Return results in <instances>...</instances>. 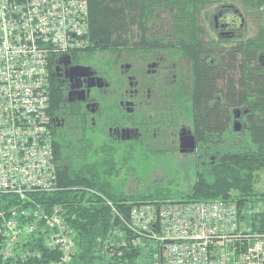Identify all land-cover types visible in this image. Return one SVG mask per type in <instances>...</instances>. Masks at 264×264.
<instances>
[{
	"label": "trees",
	"instance_id": "trees-1",
	"mask_svg": "<svg viewBox=\"0 0 264 264\" xmlns=\"http://www.w3.org/2000/svg\"><path fill=\"white\" fill-rule=\"evenodd\" d=\"M231 1L88 0V39L100 43L107 36L121 37L127 34L124 11L130 8L133 18L140 12L137 19L141 21L143 34L170 32L182 36L184 38L178 43L184 45L181 50L188 51L186 43L202 44L198 39L203 31L200 22L208 6L218 2L215 8L220 5L233 6ZM238 1L242 6L241 11L257 19V32L253 37L239 33L233 41H226L228 45H223L221 50V65L205 67L203 72H193V100L207 99L218 92L222 107L221 113L215 109L207 112L206 128L197 132L200 155L186 169L190 175L188 183L181 181L180 171L176 167H168L171 160L162 162L160 155L140 151L136 145L128 146L123 153L114 145L66 149L53 134L57 188L50 192H35L33 196L35 202L46 210L54 206L64 210V219L73 229L76 243V252L69 264H137L143 255L141 248L127 249L116 235L111 234L114 225L122 232L124 228L105 200L123 213L135 201H173L170 198H182L176 201L233 200L246 226L253 231L264 230V208H255L258 201H264V195L255 189L258 173L264 171V0ZM237 11L239 24H243V15L240 10ZM146 27L153 30L147 32ZM188 36L192 38L189 41L186 39ZM88 50L89 47L80 49ZM195 50L198 51L199 46ZM200 50H205V47ZM77 52L73 50L68 54ZM58 101V89L50 78L51 114L56 112ZM232 108L239 109L241 113V128L237 132L231 126ZM190 114L187 106L182 105V115ZM195 119L199 122L201 116L197 115ZM219 123L220 136L216 135L215 130ZM210 124L212 135H208ZM208 145L212 151L219 152L212 163L206 160L209 152L204 153ZM151 164H163L167 171H174L176 176H167L163 182L146 180L141 189L127 193L122 171L134 170L139 177V170L149 171ZM233 190L238 191L237 196H232ZM5 199L7 202L2 203ZM15 201V198L0 195V207L3 209L17 203ZM40 238L41 233L36 232L27 240V245L39 251V258L14 261L0 253V264H48L59 253L41 245ZM1 243L0 236V249Z\"/></svg>",
	"mask_w": 264,
	"mask_h": 264
},
{
	"label": "built area",
	"instance_id": "built-area-1",
	"mask_svg": "<svg viewBox=\"0 0 264 264\" xmlns=\"http://www.w3.org/2000/svg\"><path fill=\"white\" fill-rule=\"evenodd\" d=\"M88 12V0H0V195L17 202L0 207L7 259L39 258L27 245L36 232L59 253L48 264L76 252L62 207L46 210L33 194L57 188L50 71L89 43ZM105 202L124 228L111 234L142 249L137 264H264V230L247 228L233 200L135 201L125 213Z\"/></svg>",
	"mask_w": 264,
	"mask_h": 264
},
{
	"label": "flooded vegetation",
	"instance_id": "flooded-vegetation-1",
	"mask_svg": "<svg viewBox=\"0 0 264 264\" xmlns=\"http://www.w3.org/2000/svg\"><path fill=\"white\" fill-rule=\"evenodd\" d=\"M205 13L198 36L202 44L186 43L188 51L181 50L184 45L178 43L182 36L143 34L137 19L140 12L133 18L131 9L125 8L127 34L107 36L100 43L89 41L84 47H89L87 52L78 49L74 55L56 58L50 78L58 89L59 101L51 123L61 145L66 149L114 145L122 153L136 145L140 151L160 155L162 162L174 156L190 157L191 163L195 162L201 148L197 132L206 128L207 112L215 109L221 113L222 100L218 92L193 100V72L221 65L222 46L239 34L236 20H240L237 9L230 5L218 6L209 21ZM152 30L146 27L147 32ZM182 105L187 106L190 116L182 117ZM235 109H231L232 128L241 118V113L235 116ZM197 115L201 116L199 122ZM209 128L208 135H212L211 124ZM215 130L220 136V123ZM191 139L194 148L190 151L187 144ZM205 147L207 162H214L218 150Z\"/></svg>",
	"mask_w": 264,
	"mask_h": 264
},
{
	"label": "rangeland",
	"instance_id": "rangeland-1",
	"mask_svg": "<svg viewBox=\"0 0 264 264\" xmlns=\"http://www.w3.org/2000/svg\"><path fill=\"white\" fill-rule=\"evenodd\" d=\"M230 1V0H229ZM233 4V6L235 8H237L238 10L241 11V4L239 3L238 0H232L231 1ZM219 3V2H218ZM212 4L209 5L208 8L205 10V17H207L208 21L210 20L211 14L214 13L215 11H217V7L215 8V5L218 4ZM242 15H243V24H239V19L236 20V29L237 32L242 33V35L246 36V37H253L256 35L257 32V19H255V17L249 13H246L245 11H241ZM231 16L228 15L226 16L227 20H230ZM207 22V21H206ZM209 33V32H208ZM233 41V40H232ZM182 117H185L184 115H182ZM154 163V162H152ZM191 164V158L190 157H185L182 159H178L175 158L169 162V166H174L177 168V170L180 171V179L181 181H183L184 183H188L190 181V175L187 172L186 169H188L189 165ZM165 165L160 164V165H156V164H151V169L149 171H140V176L137 177L135 175L134 170H128L127 172L125 170L122 171V180L124 181V187L127 193H133L134 190L136 189H141L144 184L143 182L146 180H149L150 182H163L165 181V178L167 176H172L173 174L176 176V174L174 173H170L171 171H167L165 169ZM171 170V169H168ZM185 183V184H186ZM255 189L257 191V193L259 194H263L264 195V171H260L258 173V179L255 182ZM173 201L176 200H180L182 198H170ZM258 201V200H257ZM255 208L256 209H263L264 208V201H258L255 204ZM247 228H249L247 226Z\"/></svg>",
	"mask_w": 264,
	"mask_h": 264
},
{
	"label": "water",
	"instance_id": "water-1",
	"mask_svg": "<svg viewBox=\"0 0 264 264\" xmlns=\"http://www.w3.org/2000/svg\"><path fill=\"white\" fill-rule=\"evenodd\" d=\"M63 56H66V55H63ZM240 113V110L239 109H235L234 111V114L235 116L238 115ZM241 128V123L240 121H235L234 122V126H233V129L234 130H239ZM187 146L189 147L190 151L193 150L194 148V142H193V139L190 140V142H188ZM232 196H237L238 195V191L236 190H233L231 192Z\"/></svg>",
	"mask_w": 264,
	"mask_h": 264
}]
</instances>
